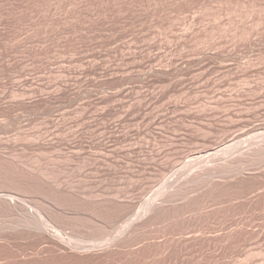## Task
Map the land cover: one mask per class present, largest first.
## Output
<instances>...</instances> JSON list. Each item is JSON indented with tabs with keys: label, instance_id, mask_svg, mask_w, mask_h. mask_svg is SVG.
Returning a JSON list of instances; mask_svg holds the SVG:
<instances>
[{
	"label": "rangeland",
	"instance_id": "rangeland-1",
	"mask_svg": "<svg viewBox=\"0 0 264 264\" xmlns=\"http://www.w3.org/2000/svg\"><path fill=\"white\" fill-rule=\"evenodd\" d=\"M263 150L264 0H0V264H264Z\"/></svg>",
	"mask_w": 264,
	"mask_h": 264
},
{
	"label": "bare ground",
	"instance_id": "bare-ground-1",
	"mask_svg": "<svg viewBox=\"0 0 264 264\" xmlns=\"http://www.w3.org/2000/svg\"><path fill=\"white\" fill-rule=\"evenodd\" d=\"M55 146H56V145H55ZM262 148H263V147H262ZM260 149H261V148H260ZM260 149H259V150H260ZM259 150H258V151H259ZM261 150H262V149H261ZM254 152H255V151H254ZM260 152H261V151H260ZM263 152H264V150L262 151V153H263ZM247 153H248V152H247ZM249 153H250V152H249ZM250 154H252V153H250ZM253 154H254V153H253ZM257 154H258V152H257ZM259 154H261V153H259ZM259 154H258V155H259ZM245 155H246V154H245ZM248 155H249V154H248ZM255 155H256V153H255ZM262 155H263V154H262ZM242 156H243V155H242ZM246 156H247V155H246ZM248 157H249V156H248ZM252 157H253V158H252ZM252 157H251L252 160H254V155H253ZM258 157H259V156H258ZM258 157L256 156L257 159H258ZM260 157H261V156H260ZM242 158H245V157H242ZM242 158H241V159H242ZM251 158H249V159H251ZM256 158H255L254 161H257ZM231 159H232V158H231ZM237 159H238V158H237ZM259 159H260V158H259ZM259 159H258V161H259ZM235 160H236V159H233V160H231V161H229V160L227 161V162H229V163L233 161V162L230 163V164L227 163V165H228L229 168H232V167H233V168H234V171H235V166H236L237 168H239V167L237 166V165H239L240 168H241L243 165L240 164V163L244 162V159H242V160H243V161H242V160H240V158H239V160H236V161H235ZM248 161H249V160H248ZM254 161H253V162H254ZM245 164H247V163H245ZM250 164H251V162H250ZM252 164H253V163H252ZM256 164H257V163H256ZM256 164H255V165H256ZM227 165H226V166H227ZM229 165H231V167H230ZM248 165H249V162H248ZM249 166H250V165H249ZM251 166H252V165H251ZM217 167H218V166H217ZM222 167H223V166H222ZM245 167H246V165H245ZM205 168H206V167H205ZM205 168H201V169H205ZM224 168H225V167H224ZM226 168H227V167H226ZM226 168H225V169H226ZM233 168H232V169H233ZM237 168H236V169H237ZM243 168H244V167H243ZM219 169H220V168H219ZM222 169H223V168H222ZM225 169H224V171H225ZM227 169H228V168H227ZM241 169H242V168H241ZM241 169H239V170H241ZM214 170H215V169H214ZM237 170H238V169H237ZM237 170H236V171H237ZM205 171H206V170H205ZM219 171H220V170H219ZM232 171H233V170H232ZM232 171H231V172H232ZM236 171H235V172H236ZM42 172H43V171H42ZM201 172H202V171H201ZM216 172H217V171H216ZM235 172H234V173H235ZM238 172H239V171H238ZM227 173H229V172H227ZM234 173H233V174H234ZM43 174H44V173H43ZM43 174H41V175H43ZM198 174H199V173H198ZM205 174H206L207 176H209V177H210L212 174L214 175L213 170H208V171L204 172V174L202 173V174L199 175V176H202V175H203V176H202V179H203V178H205V177H204ZM218 174H219V173H218ZM223 174H224V173H223ZM225 174H226V172H225ZM216 175H217V174H216ZM39 176H40V175H39ZM46 176H47V175H46ZM46 176H44V177L47 178ZM49 176H50V175H49ZM196 176H197V175H196ZM225 176H226V175H225ZM231 176H232V175H231ZM44 177H42V178H44ZM194 177H195V176H194ZM214 177H216V176H214ZM222 177H223V175H222ZM211 178H212V177H211ZM219 178H220V177L218 176V179H219ZM200 179H201V177H200ZM215 179H216V178H215ZM198 180H199V178H198ZM206 180L208 181L207 178H206ZM188 181H191V180L188 179ZM192 181H196V180H192ZM192 181H191V182H192ZM203 181H205V180H203ZM197 182H198V181H197ZM184 183H185V182H184ZM184 183H183V184H184ZM188 183H190V182H188ZM195 183H196V182H194V184H195ZM199 183H201V182H199ZM190 184H192V183H190ZM201 184H202V183H201ZM205 184H206V181H205ZM36 185H37V184H36ZM197 185H198V184H197ZM197 185H196V186H197ZM196 186H195V187H196ZM201 186H202V185H201ZM201 186H200V187H201ZM191 187H193V186H191ZM53 188H54V187H53ZM179 188H180V187H179ZM179 188H178V190H179ZM181 189H182V190H181ZM189 190H190V188L188 189V188H187V185H186V187H184V185H183V187L181 186V188H180V191H181V192L179 191L178 194H177V192H176V193H173L172 195L170 194L169 196H166V197H168V199L166 198V199H167L166 202H168V204H169L170 201L172 202V200L178 199L177 197L181 196L182 194L185 193L186 195H187V194L189 195V194L191 193V190H195V191H196L197 189H195V188H194V189L191 188L190 193H187V192H189ZM173 192H174V191H173ZM185 194H184V195H185ZM191 194H192V193H191ZM191 194H190V195H191ZM188 195H187L186 198H188ZM182 197H183V196H182ZM180 198H181V197H180ZM180 198H179V199H180ZM5 199H6V198H5ZM166 199H165V200H166ZM12 200H13V199H12ZM183 200H184V199H183ZM2 201H3V200H2ZM4 201H5V200H4ZM177 201H180V200H177ZM177 201H176V202H177ZM9 202H10V201H9ZM12 202H13V201H12ZM4 203H5V202H4ZM166 204H167V203H166ZM168 204H167V205H168ZM172 204H173V203H172ZM4 205H5V204H4ZM8 205H9V204H8ZM161 205H162V204H161ZM164 205H165V204H164ZM164 205H163V206H164ZM13 206H14V205H13ZM157 206H158V205H157ZM157 206L155 205V207H157ZM15 207H16V206H15ZM161 207H162V206H161ZM9 208H10V207H9ZM12 208H13V207H12ZM6 209H7V208H6ZM10 209H11V208H10ZM17 209H18V208H17ZM21 209H22V208H21ZM26 209H27V208H26ZM156 209H157V208H156ZM158 209H159V207H158ZM5 211H6V210H5ZM28 212H29V211H28ZM30 212H31V211H30ZM30 212H29V213H30ZM32 212H33V211H32ZM24 213H25V212H24ZM29 213H26V215L29 214ZM34 213H35V212H34ZM38 213H39V212H38ZM38 213H37V214H38ZM7 214H8V213H7ZM21 214H22V213H21ZM54 214H55V213H54ZM24 215H25V214H24ZM34 215H35V214H34ZM20 216H21V215H20ZM28 216H29V217L32 216L31 218H34V219H35V217H34L32 214H29ZM35 216H37V215H35ZM29 217H28V219H30ZM37 217H38V218H37L36 220H32V219H31V220H28L27 217H24L25 220H26V219L28 220L27 222H25V224H23V225H24L23 227H24V228L26 227L27 230H29V232H27V233H28V234H27L28 236H29L30 234H31V235H33V234L37 235L36 233H39V232L41 231L40 233H44V234L48 235V236L51 237V238H56V237H58V238L61 239L60 234H59V231H57L56 228H55V229H56V231H55L54 227H53V228H52V227H49V226H50V223L48 224L47 222L40 220V217H39V216H37ZM13 218H14V217H13ZM1 219H2V218H1ZM4 219H5V218H4ZM10 219H11V218H10ZM14 219L17 220L18 218H14ZM19 219H20V218H19ZM38 219H39V220H38ZM25 220H24V221H25ZM43 220H44V219H43ZM1 221H2V220H0V224H1ZM10 221H11V220H10ZM18 221H19V220H18ZM20 221H23V217H22V220L20 219ZM7 222H8V221H7ZM22 223H23V222H22ZM3 224H4L3 227H5V226H6V225H5V222H4ZM16 224H17V223H16ZM16 224H15V225H16ZM19 224H21V223L19 222ZM12 225H14V224L12 223ZM12 225H10V226L13 227ZM3 227H2V228H3ZM15 227H16V226H14V228H15ZM18 227H19V226H17L16 228H18ZM20 228L22 229V227H20ZM20 228H18L17 230H19ZM24 228H23V229H24ZM26 228H25V229H26ZM59 228H60V227H59ZM10 229H11V228H10ZM10 229H9V230H10ZM4 230H5V229H4ZM11 230H12V229H11ZM13 231H14V230H13ZM60 232H61V231H60ZM2 233H4V232H2ZM61 233H62V235H63L64 232H61ZM13 234H15V233H13ZM25 234H26V233H25ZM20 235H21V234H20ZM38 235H39V234H38ZM20 237H21V236H20ZM36 237H37V236H36ZM63 237H64V236H63ZM29 238H30V237H29ZM20 239H21V238H20ZM39 239H40V238H39ZM51 240H52V239H51ZM56 240H57V239H56ZM61 240H62V239H61ZM61 240H60V242H61ZM68 240H69V238H68ZM63 241H64V240H63ZM107 241H108V240H107ZM68 242H69V241H68ZM105 242H106V241H105ZM66 243H67V242H66ZM61 244H62V243H61ZM68 244H69V243H68ZM103 244H105V243H103ZM90 245H91V244H90ZM69 246H72V245L70 244ZM82 246H83V245H82ZM88 246H89V245H88ZM96 246H97V245H96ZM85 247H86V245H85ZM92 247H93V246H92Z\"/></svg>",
	"mask_w": 264,
	"mask_h": 264
}]
</instances>
